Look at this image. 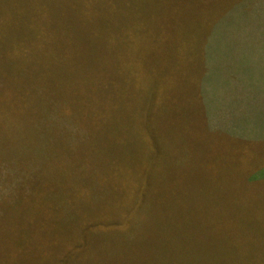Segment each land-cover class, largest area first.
<instances>
[{
  "label": "trees",
  "instance_id": "trees-1",
  "mask_svg": "<svg viewBox=\"0 0 264 264\" xmlns=\"http://www.w3.org/2000/svg\"><path fill=\"white\" fill-rule=\"evenodd\" d=\"M163 5L172 17L165 19ZM169 44L160 65H143L145 48ZM115 52L130 73L128 92H113L122 65ZM261 76L264 0H0V174L7 183L19 180L0 198V248L13 221L9 207L44 183L66 208L76 195L109 205L82 209L78 238L66 246L53 240L46 254L33 250L19 263L111 264L105 254L141 240L134 226L144 201L126 196L137 189L129 160L146 152L138 126L159 128L153 111L180 86L186 103L179 107L200 134L248 155L252 148L264 153ZM144 78L159 84L149 104L138 99L142 124L115 120V105L131 107ZM256 167L249 183L263 185L264 164Z\"/></svg>",
  "mask_w": 264,
  "mask_h": 264
},
{
  "label": "rangeland",
  "instance_id": "rangeland-1",
  "mask_svg": "<svg viewBox=\"0 0 264 264\" xmlns=\"http://www.w3.org/2000/svg\"><path fill=\"white\" fill-rule=\"evenodd\" d=\"M162 11L165 19L173 16L166 5ZM156 19L164 20L160 14ZM173 48V44L145 48L141 61L143 65H160ZM115 61L122 65L117 64L113 92H128L130 73L116 52ZM144 79L142 92L136 94L133 89L136 96L131 107L115 105V120L121 117L142 124L145 113L137 106L138 99L142 95L149 104L159 84ZM183 93L182 87L175 86L174 93L160 101V109L153 111L162 124L159 128L152 127L150 132L147 126L143 130L138 126V133L146 131L138 141L146 152L129 160L128 173L137 189L131 187L126 196L131 203L144 201L139 226H134L141 240L128 242L116 255L104 257L111 264H182L181 259L183 264H264V184L249 183L254 167L264 164V153L252 148L248 155L235 146L208 140L195 129L190 112L179 107L186 103ZM6 175L0 174V198L10 193V185L19 182L7 183ZM146 186L151 188L144 192ZM82 198L76 195L74 204L66 208L50 195L46 184L33 186L30 197L8 209L13 221L6 247L0 248V264H20L30 251L46 254L53 248V240L66 246L68 240L78 238L82 232L80 211H98L109 205L95 203L88 195ZM66 212L72 219L66 218ZM91 258L85 259L86 263ZM170 260L174 262L167 263Z\"/></svg>",
  "mask_w": 264,
  "mask_h": 264
}]
</instances>
